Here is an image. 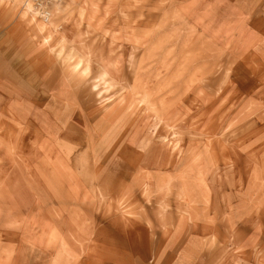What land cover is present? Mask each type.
Returning a JSON list of instances; mask_svg holds the SVG:
<instances>
[{
  "label": "rangeland",
  "instance_id": "374dc122",
  "mask_svg": "<svg viewBox=\"0 0 264 264\" xmlns=\"http://www.w3.org/2000/svg\"><path fill=\"white\" fill-rule=\"evenodd\" d=\"M27 1L0 0V264H264V0H63L48 31Z\"/></svg>",
  "mask_w": 264,
  "mask_h": 264
},
{
  "label": "bare ground",
  "instance_id": "6f19581e",
  "mask_svg": "<svg viewBox=\"0 0 264 264\" xmlns=\"http://www.w3.org/2000/svg\"><path fill=\"white\" fill-rule=\"evenodd\" d=\"M61 4H62V2L57 3V4H53V5H52L53 15H52L51 19L48 20V21H46V20H44V19H41V18L39 17V13H38V11H36V8H34V5H33V3H32V0H28V1H27V6H28V8H27L26 11H27L30 15H32V18H33L32 20H33V21H35L36 19H39V20L42 22V24H39V26L42 28V31H48V30H51L52 27H54V26H53V23H52V19H53V17L55 16L56 12H58V10H59L60 8L63 7ZM49 34H50V33H49ZM51 34H52V33H51ZM49 38H50V36H49Z\"/></svg>",
  "mask_w": 264,
  "mask_h": 264
},
{
  "label": "built area",
  "instance_id": "2783aa9c",
  "mask_svg": "<svg viewBox=\"0 0 264 264\" xmlns=\"http://www.w3.org/2000/svg\"><path fill=\"white\" fill-rule=\"evenodd\" d=\"M61 1L63 0H32V3L36 11H38L39 17L48 21L53 15L52 5Z\"/></svg>",
  "mask_w": 264,
  "mask_h": 264
}]
</instances>
